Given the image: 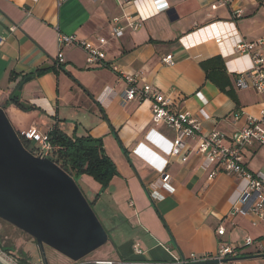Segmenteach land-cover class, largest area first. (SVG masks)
Instances as JSON below:
<instances>
[{"label": "crops", "instance_id": "crops-1", "mask_svg": "<svg viewBox=\"0 0 264 264\" xmlns=\"http://www.w3.org/2000/svg\"><path fill=\"white\" fill-rule=\"evenodd\" d=\"M130 1L0 0V107L19 134L35 128L46 136L58 127L71 137L102 140L118 175L104 190L88 175L76 180L109 232L110 242L98 250L106 256L102 261L173 264L191 254L213 256L230 245L241 252L234 264H264V220L235 213L240 180L223 174L209 180L204 156L191 140L185 142L186 162L169 156L175 133L153 122L151 102L123 106L120 100L128 87L124 75L141 73L145 83L176 97L177 109L190 112L205 134L231 137L248 118L260 120L264 96L238 89V76L229 71L244 70L249 58L224 56L216 38L240 36L264 58V0H234L216 10L217 0H155L141 7ZM138 13L149 16L132 30L127 18L135 22ZM118 26L126 28L121 38L112 35ZM60 33L98 46L105 39L100 47L110 67L89 65L84 50L71 45L62 51L63 68L54 70ZM167 56L169 64L163 63ZM39 69L48 71L35 76ZM26 78L31 79L24 83ZM21 84L19 101L33 106L30 111L12 101ZM236 113L242 114L239 121ZM37 147L30 143V149ZM245 163L252 172H264V145L247 150ZM163 173L171 176V193L159 185ZM219 227L226 231L222 237Z\"/></svg>", "mask_w": 264, "mask_h": 264}, {"label": "built area", "instance_id": "built-area-1", "mask_svg": "<svg viewBox=\"0 0 264 264\" xmlns=\"http://www.w3.org/2000/svg\"><path fill=\"white\" fill-rule=\"evenodd\" d=\"M36 2L37 0H31ZM63 3L67 0H58ZM155 0H134L130 3L136 7L144 6L154 2ZM234 0H217V3L212 6L214 10L220 6H225L232 3ZM149 2V3H146ZM166 7L159 8L164 10ZM157 9V11H159ZM149 15L138 13V20L132 21V18H127L128 28L137 30L141 27ZM115 21H118L115 19ZM125 27H114L112 35L121 38L125 33ZM10 33L17 31V27L12 25L9 28ZM100 46L106 43L105 39H99ZM4 42L0 38V44ZM59 53L56 60L57 69L65 63L63 56V49L67 46L77 45L82 48L86 54V61L89 65L109 66L107 65L106 53L100 46L92 41L79 40L76 36H68L59 34L57 38ZM216 43L221 48V53L224 56L238 55L239 57H247L250 64L247 68L241 71L229 69L230 63L227 62V68L231 73H235L238 78L236 87L241 90L252 89L257 94L264 96V58L261 54L255 52L257 45L246 43L245 40L237 36L235 39L228 38V36H218ZM172 61V56H167L163 59V63L169 64ZM124 79L128 85L127 89L120 95L121 104L127 105L129 102L136 100L151 102V112L153 122L155 124H164L172 129L175 133V140L168 152V155L174 158H181L183 162L188 160V153L183 155L186 147V141L191 140L195 143V151L204 156L203 167L209 170V180L215 179L218 175L223 174L229 177L240 180L241 192L235 201V213L254 214L259 219L264 220V172H252L247 168L245 163L247 150L254 146L264 145V107L261 110L260 120L248 118V124L245 128L227 137L219 131H213L205 134L202 132L201 123L192 116L190 112L177 109L176 97L166 96L160 93L152 85L147 84L143 80L141 73L132 75H124ZM197 97L203 102L205 106L207 101L198 94ZM201 112L207 115L202 109ZM242 114L236 113L235 121L241 119ZM208 117V116H207ZM25 140L29 142H36L38 144L35 150L36 156L49 158L53 151V147L47 141V135L41 136L35 128L21 134ZM189 152V151H188ZM171 176L163 173L160 179V187L168 192H173L171 186ZM153 188L156 186L153 185ZM249 195V199L245 200L244 196ZM151 196L156 198L155 192H151ZM243 205V208L241 207ZM253 225H257L256 222ZM226 233L225 228L219 227L217 229L218 236L222 237ZM253 240L246 239V245H251ZM136 252L141 254V250L136 247ZM238 249L232 248L230 245H221L217 254L213 256H197L191 254L189 257H182L174 264L188 263V262H204L217 261L218 264H234L235 260L240 256ZM0 258L9 264H21L16 259H12L0 250ZM23 264V263H22ZM24 264H44L41 259L35 262H28Z\"/></svg>", "mask_w": 264, "mask_h": 264}, {"label": "water", "instance_id": "water-1", "mask_svg": "<svg viewBox=\"0 0 264 264\" xmlns=\"http://www.w3.org/2000/svg\"><path fill=\"white\" fill-rule=\"evenodd\" d=\"M23 84L13 100L21 97ZM20 135L0 107V219L36 241L44 264H56L50 263L46 249L71 264H167L87 261L110 242L109 232L76 180L51 159L32 153Z\"/></svg>", "mask_w": 264, "mask_h": 264}, {"label": "trees", "instance_id": "trees-1", "mask_svg": "<svg viewBox=\"0 0 264 264\" xmlns=\"http://www.w3.org/2000/svg\"><path fill=\"white\" fill-rule=\"evenodd\" d=\"M208 61L211 62L212 60H207V62ZM62 68L63 67L61 66V69ZM222 68L225 69L224 65H222ZM53 69L58 71L57 67ZM46 71L48 70L39 69L34 73V75L39 76ZM12 101L23 111H30L34 109L33 106L21 103L19 98L14 100L12 99ZM21 138L25 147L32 153H35V150L30 149L31 142L25 140L22 136ZM47 141L53 147V151L49 156V159L55 162L75 180L82 175H88L101 184L102 189L104 190L108 187L112 179L118 175L115 164L105 153L101 139H96L91 136L71 137L56 127L47 134ZM3 250L5 252L10 251V249L6 247H3ZM127 262L144 261L134 260ZM21 263H28V261L24 259L21 260Z\"/></svg>", "mask_w": 264, "mask_h": 264}, {"label": "rangeland", "instance_id": "rangeland-1", "mask_svg": "<svg viewBox=\"0 0 264 264\" xmlns=\"http://www.w3.org/2000/svg\"><path fill=\"white\" fill-rule=\"evenodd\" d=\"M93 210L99 218L100 214L98 208H93ZM3 247L10 249V251L5 252L3 250ZM0 250H2V252L7 256H9L10 258L16 259L19 263H21V260L24 259L27 260L28 262H35L38 259H41L40 251L38 249L36 241L26 233L8 224L2 219H0ZM46 252L50 263L55 261L56 264H63L62 262L65 259L62 255L58 254L52 249H46ZM110 255L112 256V254ZM104 257L106 256H104L103 254L101 255L98 251H96L95 253H93L88 257L87 261L103 262L102 259ZM109 262H113V261H109Z\"/></svg>", "mask_w": 264, "mask_h": 264}, {"label": "bare ground", "instance_id": "bare-ground-1", "mask_svg": "<svg viewBox=\"0 0 264 264\" xmlns=\"http://www.w3.org/2000/svg\"><path fill=\"white\" fill-rule=\"evenodd\" d=\"M0 261L3 263V264H9L7 262H5L3 259L0 258Z\"/></svg>", "mask_w": 264, "mask_h": 264}]
</instances>
